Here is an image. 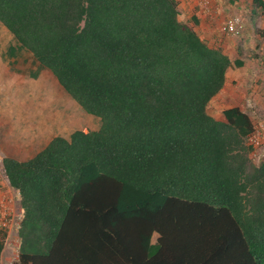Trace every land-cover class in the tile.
I'll return each instance as SVG.
<instances>
[{
	"label": "trees",
	"instance_id": "obj_1",
	"mask_svg": "<svg viewBox=\"0 0 264 264\" xmlns=\"http://www.w3.org/2000/svg\"><path fill=\"white\" fill-rule=\"evenodd\" d=\"M197 25L176 0H0L10 40L99 122L2 159L22 212L12 264H264L253 124L207 112L243 61Z\"/></svg>",
	"mask_w": 264,
	"mask_h": 264
},
{
	"label": "rangeland",
	"instance_id": "obj_2",
	"mask_svg": "<svg viewBox=\"0 0 264 264\" xmlns=\"http://www.w3.org/2000/svg\"><path fill=\"white\" fill-rule=\"evenodd\" d=\"M221 1L230 6L232 3L230 1L234 0ZM222 15H225V18L228 17V11H224ZM220 23H223L222 19ZM218 24L217 21V27ZM237 36L240 37L241 34ZM237 36L218 35L216 38L217 43L224 42L225 45H233V50L232 48L227 50L232 59L237 56L235 54L237 49L234 47ZM9 39L11 38L7 32L0 26V54H2V48L8 43ZM240 48L242 49L241 55L246 60L254 61L256 60L254 57L264 53V39L258 40L247 37L245 45ZM258 62L261 63V60H258ZM28 69H33L40 76V79L28 76L29 83L26 86L29 92L26 94L16 93L15 90L11 94L0 92V105L4 107V109L0 107V116L4 120L0 126V155L13 157L19 161L34 156L55 136L68 138L76 130L87 132L95 130L99 126L98 120L84 112L58 85L49 71L45 69L42 71L43 69L39 66L37 68L32 63L29 64ZM247 70H250V68L244 71L232 70L228 72L225 94L220 100H213L209 106V113L219 117L224 107L232 106L235 103H240L246 108H248L247 105H250L249 107L254 110L253 105L255 104L253 103L255 101L243 100V97L251 91L258 93L257 99L261 97L260 93H262V90L264 91V72L261 76H258L256 72L253 71L251 74ZM10 72L15 73L16 71ZM10 72L8 71V73ZM0 73L1 75L4 74L1 70ZM238 98H242V100L239 101ZM51 116L54 118V124L50 118ZM257 117H259V120L264 121V112L259 110ZM3 185V172L0 171V190H7L6 186ZM11 199H13L12 195L4 198L8 201ZM11 205L13 204L11 203ZM17 223L18 219L11 225L13 233L16 230ZM0 229V231H3V229L8 231V228L4 226H0ZM13 237L15 236L10 234L9 238L12 239Z\"/></svg>",
	"mask_w": 264,
	"mask_h": 264
},
{
	"label": "crops",
	"instance_id": "obj_3",
	"mask_svg": "<svg viewBox=\"0 0 264 264\" xmlns=\"http://www.w3.org/2000/svg\"><path fill=\"white\" fill-rule=\"evenodd\" d=\"M178 3V9L180 13V20L182 21L190 20L192 17H195L198 20V25L196 26V31L199 35V37L204 40L208 46L210 47H220L224 51L225 54L229 56V58L234 61L236 58H241L243 61V66L241 68H230L227 71L226 74V82H227V75L229 71L236 70V71H244L248 68L250 70H247L251 72V74L256 72L258 76H261L263 74V68H264V53L259 55L258 57H254L256 60H246L242 55H238L239 52L242 54V49L240 48L242 45L244 46L248 38H255V39H264V10L257 8L254 9L252 5V0H234V3H232L230 6H227L223 1L221 0H176ZM264 2V0H261ZM228 8V9H227ZM224 11H228L229 16L224 17L222 14ZM255 13H257L255 15ZM224 17V18H223ZM227 18H237L241 21L243 25V29L241 32L240 37H236V43L234 44V47L236 50V55L234 59L230 57V55L227 53L228 49L232 50L233 45H225L224 42L217 43L216 38L218 35L223 36V34L220 31V27L222 25L221 19L224 22ZM224 19V20H223ZM218 21V27L216 26V23ZM262 33V34H261ZM230 36V35H227ZM226 42V41H225ZM238 46V47H236ZM5 47H9L11 49H16V56H11L7 54V51ZM5 49V50H4ZM2 54H0V70L2 71V74L0 73V92L1 93H7L11 94L15 90L16 93L19 94H26L28 91L27 84L29 81L27 80L28 76H34L36 79H40V76H38L37 72H35L33 69H28L29 64H35L38 68V64L34 61V59L31 58V56L25 52L23 49H21L15 41L8 40V43L4 45L2 48ZM260 58V59H258ZM258 60H261V63L258 62ZM8 71H16L15 73H8ZM44 71V69L42 70ZM254 74V75H256ZM225 82L224 88L210 101L207 107V112L212 117H214L216 120H223L222 113L224 110L229 108H238L245 114H247L253 124V127H257L258 125L264 123V121L259 120V117H257V114L259 110L261 112H264V91L262 90V93H260V100L258 98V93L255 91H251V93H248V95H245L243 97L244 99H249L250 101H255L253 104V108H250V105H247L248 108L244 107L240 103H235L232 106L224 107L220 113V116L215 117L211 113H209V106L213 102V100H220L226 91L227 83ZM46 88V86H44ZM14 91V92H15ZM260 91V90H258ZM235 97V96H234ZM236 98V97H235ZM239 101L242 100V98H238ZM257 105V106H256ZM1 109H4L3 106ZM258 107V108H257ZM250 108V109H249ZM258 111V112H257ZM5 116V115H4ZM54 122L53 116L50 117ZM4 120L2 116H0V126L3 124ZM1 135V134H0ZM1 139V138H0ZM50 141V140H49ZM47 145V144H46ZM7 156L0 155V171L3 172L2 167V159ZM252 160L258 164L260 161L264 158V150L263 149H254L251 154ZM13 158V157H11ZM15 159V158H14ZM3 186H6L7 190H0V226H4L8 228V231H3L6 233L5 236V246L4 250L1 255L0 264H12L18 257V247H19V240L17 237V230H18V223L20 222L22 218V212L19 206L18 201V194L9 188L7 179L3 172ZM10 195L13 196V199L10 201L4 200V198L9 197ZM11 203L13 205H11ZM17 227L15 232L11 230V225L13 222L17 221ZM1 230V229H0ZM10 234H13L15 237L12 239L9 238Z\"/></svg>",
	"mask_w": 264,
	"mask_h": 264
},
{
	"label": "built area",
	"instance_id": "obj_4",
	"mask_svg": "<svg viewBox=\"0 0 264 264\" xmlns=\"http://www.w3.org/2000/svg\"><path fill=\"white\" fill-rule=\"evenodd\" d=\"M242 28V23L239 19L228 18L222 23L221 32L225 35L237 36L242 32ZM248 143L252 146L253 150H264V123L253 127V132L248 137Z\"/></svg>",
	"mask_w": 264,
	"mask_h": 264
}]
</instances>
